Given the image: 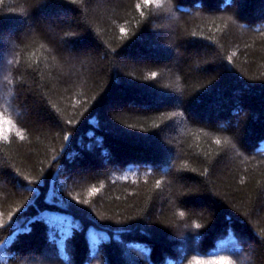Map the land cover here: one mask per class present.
I'll list each match as a JSON object with an SVG mask.
<instances>
[{"label": "trees", "instance_id": "1", "mask_svg": "<svg viewBox=\"0 0 264 264\" xmlns=\"http://www.w3.org/2000/svg\"><path fill=\"white\" fill-rule=\"evenodd\" d=\"M0 112V264H264V0H0Z\"/></svg>", "mask_w": 264, "mask_h": 264}, {"label": "snow or ice", "instance_id": "2", "mask_svg": "<svg viewBox=\"0 0 264 264\" xmlns=\"http://www.w3.org/2000/svg\"><path fill=\"white\" fill-rule=\"evenodd\" d=\"M71 2L75 3L76 0H71ZM152 2H153V0H144L145 4H151ZM157 2H159V0H157ZM126 31H127L126 29L121 28V33H126ZM9 63H12V61H9ZM156 75H157V73H155V72L151 73V76L153 78H155ZM69 123H71V122L69 121ZM13 127H14L13 120L10 117L4 115L3 112H0V139H7L8 138V134L13 131ZM157 127H159V126H157ZM16 135L19 136L21 139H24V137L21 134V132H19V131L16 132ZM65 139L67 140V139H69V137H65ZM216 143L217 144L221 143V139L219 137L216 138ZM32 183H33L32 181H28V185H29L28 190L29 191H34V188L31 187ZM157 184H159V182H157ZM60 190H63V189L61 188ZM99 190L100 189H97V188L94 187V188L91 189V192L92 193H96V192H99ZM51 191L54 192V193H57L55 185L52 186ZM55 197H56V195H54L52 198H55ZM83 203L87 204L88 201L85 200V201H83ZM24 207L25 206H22V208L19 209L18 211L20 212ZM180 215L183 216L184 213L181 212ZM9 220L10 221L12 220L11 216L9 217ZM0 227H4L3 221H0ZM194 227L196 229H200L201 225L200 224H195ZM22 231L28 232V231H30V229L29 228H25ZM70 234H71L70 232H65L63 234V236L61 237V242L59 244H60V248H61L62 252H63V249H64V242H65V240L68 238V236ZM89 243H90L91 247H96L99 244V241L96 240L95 237L90 236L89 237ZM225 243H233L234 244L235 241H233L231 239V237H229V240L226 241ZM64 258L67 259V256H65ZM4 260H5V257L3 255H0V261H4ZM207 264H235V261L232 259L231 255H216V256H214V258L212 260L208 261Z\"/></svg>", "mask_w": 264, "mask_h": 264}, {"label": "rangeland", "instance_id": "3", "mask_svg": "<svg viewBox=\"0 0 264 264\" xmlns=\"http://www.w3.org/2000/svg\"><path fill=\"white\" fill-rule=\"evenodd\" d=\"M79 157H80V156H79ZM80 158H82V156H81Z\"/></svg>", "mask_w": 264, "mask_h": 264}]
</instances>
